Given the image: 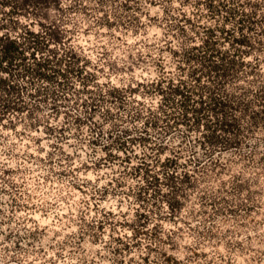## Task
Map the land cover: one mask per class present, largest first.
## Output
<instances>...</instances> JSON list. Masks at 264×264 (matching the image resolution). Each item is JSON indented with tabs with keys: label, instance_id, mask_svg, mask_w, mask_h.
I'll use <instances>...</instances> for the list:
<instances>
[{
	"label": "rangeland",
	"instance_id": "rangeland-1",
	"mask_svg": "<svg viewBox=\"0 0 264 264\" xmlns=\"http://www.w3.org/2000/svg\"><path fill=\"white\" fill-rule=\"evenodd\" d=\"M21 2L0 264H264V0Z\"/></svg>",
	"mask_w": 264,
	"mask_h": 264
},
{
	"label": "trees",
	"instance_id": "trees-1",
	"mask_svg": "<svg viewBox=\"0 0 264 264\" xmlns=\"http://www.w3.org/2000/svg\"><path fill=\"white\" fill-rule=\"evenodd\" d=\"M48 0H22L21 3H18L16 5L10 4V8H9V15H10V21H11V29L14 32H19V27H20V15L22 14L21 10L22 8H24L25 4L30 3V2H37V3H45ZM57 1V0H56ZM2 6H7L8 3L3 2L1 3ZM27 34L32 37L34 39V41H37L38 38V32L34 31V30H27ZM244 42V41H243ZM21 53L20 50V43L19 40L17 38V35L15 36H10L8 34H0V54H1V58L8 60L18 54ZM212 70L217 71L218 69L221 70L223 73L226 72L225 67H223L220 64H216V65H210ZM0 82H4L3 78H0ZM174 92L178 93L179 89H175ZM216 108L222 109V105L221 103H217L215 105ZM232 125V124H231ZM210 142L216 141V137L215 136H210Z\"/></svg>",
	"mask_w": 264,
	"mask_h": 264
}]
</instances>
